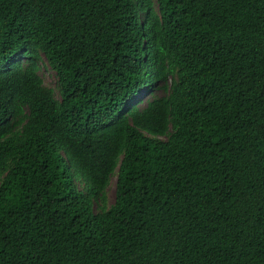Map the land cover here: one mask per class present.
<instances>
[{
	"label": "trees",
	"instance_id": "trees-1",
	"mask_svg": "<svg viewBox=\"0 0 264 264\" xmlns=\"http://www.w3.org/2000/svg\"><path fill=\"white\" fill-rule=\"evenodd\" d=\"M0 264H264V0H0Z\"/></svg>",
	"mask_w": 264,
	"mask_h": 264
},
{
	"label": "rangeland",
	"instance_id": "rangeland-1",
	"mask_svg": "<svg viewBox=\"0 0 264 264\" xmlns=\"http://www.w3.org/2000/svg\"><path fill=\"white\" fill-rule=\"evenodd\" d=\"M41 75L43 76L45 80V84L49 87H52L56 90V95L59 96V93L57 91V76L55 72L47 65V63H44L41 67L40 71ZM163 91L162 89H155L153 93L149 91H144L141 94L142 101L140 104L143 106L147 101H149L151 98H153L155 95H162ZM116 180L117 176L114 174L111 178V182L108 185L106 189V199H107V206H111L115 202V195H116ZM80 188H83V184L79 181L76 182ZM98 203H95L96 210H99Z\"/></svg>",
	"mask_w": 264,
	"mask_h": 264
}]
</instances>
